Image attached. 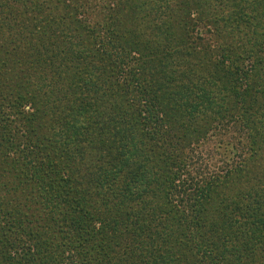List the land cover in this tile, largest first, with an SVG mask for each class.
I'll return each instance as SVG.
<instances>
[{
  "label": "trees",
  "instance_id": "trees-1",
  "mask_svg": "<svg viewBox=\"0 0 264 264\" xmlns=\"http://www.w3.org/2000/svg\"><path fill=\"white\" fill-rule=\"evenodd\" d=\"M56 1L65 7L68 39L76 32L92 58L108 60L135 133L102 173V187L110 181L118 199L105 212L87 205L75 170L48 136L60 123L13 86L14 63L0 43V264H264V0L154 2L169 20L179 7V35L166 49H188L214 82L211 91L179 93L199 125L190 138L153 90L155 59L116 30L118 14L104 8L95 15L89 1ZM8 6L15 7L3 0L0 35L17 23ZM79 114L64 126L73 133L85 117ZM137 141L149 150L151 143L155 160L136 165ZM177 143L188 145L176 153ZM208 145L221 158L211 167L203 164ZM153 191L160 200L153 211L136 209ZM171 228L176 234L167 239Z\"/></svg>",
  "mask_w": 264,
  "mask_h": 264
},
{
  "label": "rangeland",
  "instance_id": "rangeland-1",
  "mask_svg": "<svg viewBox=\"0 0 264 264\" xmlns=\"http://www.w3.org/2000/svg\"><path fill=\"white\" fill-rule=\"evenodd\" d=\"M12 1L15 7L8 8H14L12 18L17 23L10 31L6 30V25L1 32L0 43L7 46L6 57L14 63L17 77H14L13 86L17 84L30 101L46 106L48 119L54 117L60 123L56 130L53 128L48 132L51 142L75 170L78 185L87 196V205L92 204L93 208L105 212V207L118 199L119 194L109 186L110 181L102 187V173L109 169L110 164L119 162L122 148L127 144L126 136L135 133L133 118L129 115L131 111H127L129 106L123 102L126 99L112 86L114 78L111 79L108 60L101 56L92 58L88 54V42L81 41L82 37L76 36V32L68 39L65 24H61L62 11H65L63 4H58L56 0ZM87 1L90 5L97 3L95 15L104 8L108 11L113 9V14L119 16L115 20L118 25L116 30L122 39L140 42L143 56L155 59L151 74L154 77L153 90L161 94L164 103L175 111L177 121H180L176 128L186 133L188 138L191 131L196 135L199 125L193 124L188 110L179 105L182 102L179 93L201 86L211 91L215 86L206 77V64L190 57L188 49L165 47L172 48L169 37L179 35L174 30L173 21L179 7H173L171 12L167 10L171 15L169 20V14L157 12L154 7L156 0H80V3L86 4ZM220 2L214 0L212 4ZM0 5V13H4L3 0H0ZM90 10L94 11L91 6ZM158 44L161 45L159 48ZM136 56L139 57V54ZM31 107L29 104L26 110L30 111ZM74 111L85 116L80 119L75 133L64 127ZM137 144V153L132 159L138 162L136 165L143 166L148 158L155 160L152 158L151 143H148L150 150L143 142L137 141ZM187 145L177 143L176 153L183 152ZM208 146L205 148L210 150ZM220 160V156L211 151L210 159L203 164L211 167ZM136 165L128 166L130 173L136 171ZM153 193L156 194L153 191L140 207L135 205L136 209L144 207L151 213V207L160 202ZM130 222L134 223V220L130 219ZM169 233L164 239H173L176 229L171 228Z\"/></svg>",
  "mask_w": 264,
  "mask_h": 264
}]
</instances>
